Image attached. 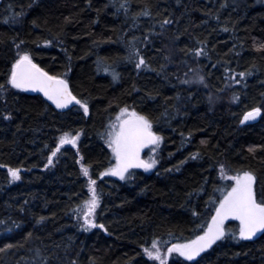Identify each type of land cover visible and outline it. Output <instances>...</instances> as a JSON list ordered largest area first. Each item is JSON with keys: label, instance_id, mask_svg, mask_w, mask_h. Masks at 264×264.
I'll return each instance as SVG.
<instances>
[{"label": "trees", "instance_id": "obj_1", "mask_svg": "<svg viewBox=\"0 0 264 264\" xmlns=\"http://www.w3.org/2000/svg\"><path fill=\"white\" fill-rule=\"evenodd\" d=\"M21 52L81 103L59 109L12 87ZM0 85V264H160L144 251L153 241L207 231L234 186L221 167L252 174L264 200V0H0ZM125 107L160 139L155 164L121 179L105 175L116 163L107 135ZM65 133L79 141L48 164ZM91 188L97 227L81 219ZM224 233L165 264H264V231L242 239L231 219Z\"/></svg>", "mask_w": 264, "mask_h": 264}, {"label": "snow or ice", "instance_id": "obj_2", "mask_svg": "<svg viewBox=\"0 0 264 264\" xmlns=\"http://www.w3.org/2000/svg\"><path fill=\"white\" fill-rule=\"evenodd\" d=\"M144 64L143 59L140 60L137 67ZM243 75V74H241ZM9 83L12 87L21 90H33L41 91L44 95L55 103L57 108H65L75 100L71 92L68 91L67 84L64 80L57 79L56 77L49 76L42 69L33 64L30 57L27 55L20 56V58L13 65L11 77ZM3 86L0 85V90ZM76 103H81L76 100ZM87 113V105L81 104ZM127 109L122 110L121 115L117 116L119 125H113L112 139L110 140V147H112L113 153L116 156L117 164L114 169H110L107 174L117 175L121 179H124V173L129 168L143 167L146 170L152 167L151 163H145L140 160V150L147 144H156L159 141V137L151 131V124L143 116H138L135 112L128 113V118L122 119ZM260 114V110L254 109L248 112L244 116V120L255 119ZM78 136H71L70 133H65L60 138L59 144L75 145ZM58 146L55 151L52 152V156H55L59 152ZM51 163V157L49 158ZM85 176L88 175V169L85 167L82 169ZM9 173L13 180H18L19 170L9 169ZM235 181V185L231 188V191L224 195L220 201L219 206L216 209V215L212 217L211 224L208 225L207 231L203 236H198L195 240L188 244L174 245L168 249V252H178L180 255L185 256L187 259L192 260L200 252L210 247L217 240L224 236V222L228 219L239 220L240 222V238L251 239L257 232L264 231V200L257 201L256 195L253 189L255 177L245 172L243 175H236L230 177ZM91 185L95 184L94 180L90 181ZM93 193L92 199L87 201L88 212L85 216V223L89 227H97L92 220L89 219L94 213L97 207L98 201L95 194V188H91ZM99 227H103L99 225ZM87 230V229H86ZM156 250V251H153ZM147 256L154 260H159L160 264H165L162 259L159 250L157 248V242L153 241L151 249L145 248Z\"/></svg>", "mask_w": 264, "mask_h": 264}, {"label": "rangeland", "instance_id": "obj_3", "mask_svg": "<svg viewBox=\"0 0 264 264\" xmlns=\"http://www.w3.org/2000/svg\"><path fill=\"white\" fill-rule=\"evenodd\" d=\"M23 55H26L25 53H23V52H21L20 53V56H23ZM20 56H19V58H20ZM124 109H127V112L124 114V116L122 117V119H126V118H128V113H131V112H135L133 109H131V108H127V107H125V108H122V109H120L119 111H118V113H117V115H116V117H115V120L113 121V123H112V127H111V130H110V132H109V134L107 135V139H108V141H109V145H110V140L112 139V136H111V134L113 133V131H114V129H113V125H117V127H118V125H119V121H117V116H120L121 115V112H122V110H124ZM136 113V112H135ZM137 114V113H136ZM62 136H64V134H61V135H59V137H58V145H57V147L59 146L60 148L63 146H61L60 144H59V142H60V138L62 137ZM71 136H78V139L76 140V142H75V144L79 141V138H80V134H76V135H71ZM159 142V141H158ZM158 142L156 143V144H154V145H152L151 146V149H152V157H153V159H152V161H151V163H152V165L153 164H155V160H154V157H155V155H156V149H157V145H158ZM56 147V148H57ZM56 148L53 150V151H55L56 150ZM110 148H112V147H110ZM52 151V152H53ZM52 152H51V154H50V156H49V158L51 157V163H52V161H53V159H54V156H52ZM51 163H49V161H48V164H51ZM115 167V166H114ZM114 167H112V168H109L108 170H106V172L105 173H108L109 172V170L110 169H113ZM221 173H222V175L225 177V178H229L230 179V177H234V176H236V175H243V173L241 174H237V173H231V172H229L226 168H224V167H221ZM19 174V176H20V173H18ZM230 180H232L233 182H234V185H235V181L233 180V179H230ZM91 200V199H90ZM89 200V201H90ZM87 212H88V205L87 204H85L84 205V207H83V209H82V211H81V214H82V216H81V219L85 222V216H86V214H87ZM89 219L91 220V216L89 217ZM152 245V244H151ZM151 245L149 246V247H147V248H149V249H151ZM174 245H182V244H171V245H169L168 247H166V248H164L163 246H162V244L161 243H158L157 242V248H158V250H159V253H160V255H161V257H162V259L164 260L170 253L168 252V249L169 248H172ZM153 251H156V250H153ZM171 253H173V252H171ZM176 253H178V252H176Z\"/></svg>", "mask_w": 264, "mask_h": 264}, {"label": "water", "instance_id": "obj_4", "mask_svg": "<svg viewBox=\"0 0 264 264\" xmlns=\"http://www.w3.org/2000/svg\"><path fill=\"white\" fill-rule=\"evenodd\" d=\"M31 59V58H30ZM31 61H32V63L33 64H35V65H37V67H39L40 69H42L44 72H46L49 76H53V77H56L57 79H61V80H64L65 82H66V84H67V87H68V91L69 92H71V94H72V96H74L75 97V100H73L71 103H69L68 104V106L67 107H65V108H68V107H70L71 105H73V104H76V100H78V98H77V96H75L74 94H73V92L71 91V89H70V86H69V83H68V81L65 79V78H63V77H59V76H55V75H52V74H50V73H48L46 70H44L41 66H39L37 63H35L32 59H31ZM16 63V62H15ZM12 72V71H11ZM10 77H11V75H10ZM28 92H35V93H40L42 96H44L48 101H50L53 105H55V103H53L51 100H49L45 95H44V93L43 92H41V91H33V90H31V89H29V90H27ZM56 106V105H55ZM65 108H59V109H65ZM254 110V109H253ZM253 110H250V111H253ZM260 110V109H259ZM250 111H248V112H250ZM248 112H246L245 113V115L248 113ZM138 116H143V115H140V114H137ZM244 115V116H245ZM259 116H260V114L258 115V116H256V118L255 119H250V120H247V121H245L244 120V117H243V120H244V122H253V121H256L258 118H259ZM144 117V116H143ZM151 131L157 136V134L153 131V129H152V127H151ZM76 145V144H75ZM151 145H153V144H147L145 147H143L141 150H140V160H142V161H144L145 163H147L146 161H145V159L143 158V154H144V151L146 150V148H148V147H150ZM116 164H117V160H116ZM115 167H116V165H115ZM114 167V168H115ZM113 168V169H114ZM133 168H137V167H133ZM133 168H129L128 169V171L130 170V169H133ZM137 169H145V168H143V167H138ZM127 171V172H128ZM127 172H125L124 173V175L127 173ZM111 176H113V177H115V178H120L119 176H117V175H111ZM254 189V188H253ZM231 191V190H230ZM219 206V205H218ZM217 209V208H216ZM216 215V210L214 211V213H213V215H212V217L213 216H215ZM212 217H211V220H210V223L209 224H211V222H212ZM228 220H231V219H228ZM228 220H225V222L226 221H228ZM239 221V220H238ZM224 222V223H225ZM261 232H263V231H259V232H257L252 238H254V237H256V236H258ZM203 236V235H202ZM209 248V247H208ZM208 248H206L205 250H207ZM204 250V251H205ZM204 251H202V252H200L198 255H196L193 259H195V258H197L201 253H203ZM183 257H185V256H183ZM186 258V257H185Z\"/></svg>", "mask_w": 264, "mask_h": 264}]
</instances>
